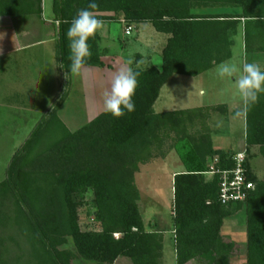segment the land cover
I'll list each match as a JSON object with an SVG mask.
<instances>
[{
	"label": "trees",
	"instance_id": "obj_1",
	"mask_svg": "<svg viewBox=\"0 0 264 264\" xmlns=\"http://www.w3.org/2000/svg\"><path fill=\"white\" fill-rule=\"evenodd\" d=\"M92 2L97 8L89 10L102 21L121 15L127 24L150 23L168 37L159 66L132 65L140 73L135 111L119 119L102 111L70 131L57 114L68 94L63 88L70 85L66 32L77 12ZM205 9L223 12H198ZM52 12L63 83L0 181V264H73L76 259L114 264L120 258L162 264L163 233L145 229L134 175L139 165L171 150L186 169L172 181L175 264H230L239 246L221 229L240 210L246 220L245 264H264V177L250 166L253 147L264 162V93L244 112L245 169L254 189L236 204L220 203L218 176L205 174L213 156L220 167L231 165L232 152L214 147L206 124L210 112L226 115V106L153 109L173 75L195 76L229 59L239 29L245 54L263 55L264 0H52ZM41 14L42 0H0V16ZM99 41L98 32L89 39L92 56L85 67L104 66ZM83 205L97 230L81 229ZM68 238L73 250L63 248Z\"/></svg>",
	"mask_w": 264,
	"mask_h": 264
},
{
	"label": "rangeland",
	"instance_id": "obj_2",
	"mask_svg": "<svg viewBox=\"0 0 264 264\" xmlns=\"http://www.w3.org/2000/svg\"><path fill=\"white\" fill-rule=\"evenodd\" d=\"M48 2L49 0H43L44 19L50 17L51 8ZM198 12L217 13L223 12V10L205 9ZM233 12L236 11L233 10ZM120 19H123V17L117 15L116 19L104 22L103 28L99 30L100 33H103L104 26L109 29L111 39L108 43L109 52L120 59L119 67L131 61V67L135 63V67L145 68L149 65L147 59L150 55L154 60L153 63L159 65L161 63V49L168 35L157 32L150 23H140L131 24L132 31L127 36L124 34L125 25L120 22ZM16 22H19L16 27L18 33L24 34L23 38L21 37L22 43L31 44L41 41V39L45 40L46 43L36 44L29 49L10 54L11 57L16 58L15 60H21V63L19 61L13 62L10 63L9 69H6V71L1 72L0 70V181L5 178L6 168L11 156L24 142L41 116L47 114L48 107L53 106V102L58 97L57 92L62 86L56 53L57 44L48 40L50 38H47V29L41 26L40 18L37 16H19ZM233 42L231 57L224 62L239 68L245 62L250 63V58H252L261 67L264 66V54L252 55L251 57L245 54L240 29L234 36ZM139 54H141V57L136 58ZM218 65H215L213 69L210 68L211 70L202 79L173 75L162 86L159 99L155 101L153 106L154 111L157 113L168 111L173 106L176 108H192L214 101L226 100L233 92V95L238 93L235 87V77L220 78L216 72ZM108 74L104 78L110 75ZM91 79L93 78L87 75L81 81H78L83 84V89L88 94L87 97H93L96 90L99 93L103 91L102 85H96V82ZM202 81L208 84L206 86L209 87L210 94L201 95L196 90V87L201 85ZM16 83L19 85L17 89H15L16 86H13ZM63 89L68 90V94L60 105L57 114L70 131H75L102 112L100 103L97 106H87L84 110L79 109V93L78 91L76 93L75 90L79 89L80 91V84L79 86L76 84V89L75 87L71 89V84ZM204 89L206 90L205 87ZM15 90H21L24 95H14L12 92H15ZM223 116L218 112H210L206 121L213 128L212 131L210 130L213 145L225 150L236 149L234 142L238 140L239 134L242 137L243 129L238 125L234 129V134H230ZM256 152L257 150L252 149L251 168L258 178H263V158ZM185 170L176 152L171 150L164 157H157L146 164L139 165V171L134 175L135 184L139 191V208L145 228L164 233L162 264H175L172 226V181L175 173L184 172ZM86 198L90 200L91 196L88 195ZM89 213L90 209L87 205L79 208V225L82 230H97L98 227L94 225L91 216L88 215ZM245 224L244 210H240L224 220L221 234L235 241L240 250L239 255L233 257L230 264H245ZM115 236L117 237L118 234ZM73 247L72 240L68 238V242L63 248L73 250ZM73 264L94 263L76 259ZM114 264L132 263L129 259L120 258Z\"/></svg>",
	"mask_w": 264,
	"mask_h": 264
},
{
	"label": "clouds",
	"instance_id": "obj_3",
	"mask_svg": "<svg viewBox=\"0 0 264 264\" xmlns=\"http://www.w3.org/2000/svg\"><path fill=\"white\" fill-rule=\"evenodd\" d=\"M97 4L92 2L87 8L81 9L71 20L66 32L68 40L70 74L81 76L85 71V64L91 58L92 52L88 43L95 38L97 32L103 28V21L89 9H96ZM3 35L0 36L2 39ZM2 51V49H0ZM131 61L118 67L103 83V91L99 101L102 111L114 118L123 117L126 112L135 111L133 96L138 86L140 73L131 66ZM217 75L220 78L235 77V87L243 104V112L249 111L258 102L259 95L264 93V70L257 63L245 62L237 67L228 62L217 66ZM69 73H66V76ZM86 102L95 105V97L87 98ZM240 115V112H237Z\"/></svg>",
	"mask_w": 264,
	"mask_h": 264
},
{
	"label": "crops",
	"instance_id": "obj_4",
	"mask_svg": "<svg viewBox=\"0 0 264 264\" xmlns=\"http://www.w3.org/2000/svg\"><path fill=\"white\" fill-rule=\"evenodd\" d=\"M48 5L51 8L50 13H49V16H50L49 19H44V17H43V11H44L43 10L44 9L43 8L44 7L43 6V0H42V14H41V16H38V15H21V16H23V17H25V16H27V17H30V16L39 17L41 22H42L41 26L47 29V36H48L47 38H50L48 40H51L53 42H57V22L54 21V19H53L54 16H53V12H52V0H49ZM17 17H19V16H0V36L3 35L2 39H0V49H2V51H0V70H1V72L6 71V69H9L10 63H13V62L16 63L18 61H19V63H21V60H15L16 58L11 57L10 54H12L14 52H18V51L29 49L32 46L36 45V44H41V43L44 44V43H46V41L42 40V39H41V41H38V42H35V43H31V44L22 43L21 42V37L24 34H19L18 31H17L16 27L19 24V22H16L17 21ZM103 22H106V21H103ZM41 26H39V27H41ZM26 32H25V34H26ZM22 33H24V32H22ZM98 34L100 36L99 48H100V50H102L104 52L102 57H101V60L103 61L104 66L103 67H85V71H84V73L81 76H73V75L70 74L71 89H74V87L76 89V84H77V86H79V84H80V91H79V89L75 90L76 93H77V91L79 93V104H80L79 109L80 110L86 109L87 106H93V104H90V103L86 102L87 98H89V97H87L88 94L86 93V90L83 89V84L81 82L79 83L78 81H81L82 78H84L87 75H89V76H91V78H93L91 80L96 82L95 83L96 85L100 86V84H101L102 87H103V83L107 79V78H104L105 76H107L106 74H108V73L110 74L111 72H114L117 69V67H119V65L121 63L120 59H118L117 56H114V55H112L109 52V44L108 43L110 42L111 39L109 37V29L107 28V26H104L103 33H100L98 31ZM163 47H162V49H163ZM162 49H161V51H162ZM140 55L141 54H139V56ZM148 58L149 59H147L148 60L147 62L149 63V65L146 66V67H149L151 65H155V66H159L160 65V64L158 65V64H154L153 63L154 60H152V55H150ZM250 60H251L250 63H256L255 60H253L252 58H250ZM157 62H158V60H157ZM211 69H213V67ZM211 69H209V70H207V71H205V72H203L201 74H198V75H195V76H189V77L195 78V79H197V77H198V78L202 79V77L205 76L206 73H208ZM261 69L264 70V66H262ZM59 73H60V79H61V85H62L63 78H62V74H61L60 70H59ZM184 76H187V75H184ZM75 82H76V84H75ZM206 85H208V84H205L202 81V84L198 85V87H196V90H198V93H200L201 95H206L207 93L210 94V92H209L210 90L208 89L209 87L207 88ZM13 86L14 87L16 86L15 89H17L19 85L16 83ZM204 87L206 88V90L205 89L203 90ZM60 90H61V87L58 90L57 94H59ZM12 93H14V95H17V96L24 95L21 92V90L20 91L15 90V92H12ZM233 93H232V95H229V97L226 100L214 101L212 103L210 102L208 104H202V105H198V106L192 107V108H196V107H203V106H207V105H209V106L225 105L226 106L227 114L224 115L223 118L225 120L224 121L225 125H227L228 132L230 134H234V129L238 125H239V127H242V129H243L242 137L239 134L238 140L236 142H234V146L236 147V149H230V151L232 153L236 152V151H240V150L246 149V145H245V116H244V112L242 111L243 104H242V101H241L238 93H235L234 95H233ZM101 95H102V93L101 92L99 93L96 90V92H95L93 97H95V100L97 101V103L94 106L98 105V103H99V101L101 99ZM159 96H160V93H159ZM157 99H159V97ZM238 104H240V105L237 107ZM49 109H50V107H48V110ZM59 109H60V107H59ZM180 109H190V108H176L175 106H173L172 109L168 110V111L180 110ZM163 112H165V111H163ZM237 112H240V115H237ZM206 124H207V127L209 128V131L210 130L212 131L213 128L210 126L209 122H206ZM252 149L256 150L255 147H253ZM250 160H251V158H250ZM250 166H251V164H250ZM206 176H208V175H206ZM144 227H145V224H144ZM146 230L155 231V230H149V229H146ZM163 247H164V233H163ZM163 255H164V253H163ZM174 257H175V249H174Z\"/></svg>",
	"mask_w": 264,
	"mask_h": 264
},
{
	"label": "built area",
	"instance_id": "obj_5",
	"mask_svg": "<svg viewBox=\"0 0 264 264\" xmlns=\"http://www.w3.org/2000/svg\"><path fill=\"white\" fill-rule=\"evenodd\" d=\"M125 25L124 34L130 35L132 25L127 24L124 19H120ZM231 165L219 166V158L213 156L208 162V170L205 172L208 176H218V200L222 204H236L243 202L249 193L254 189V183L248 179L245 162L246 149L233 152L230 156Z\"/></svg>",
	"mask_w": 264,
	"mask_h": 264
}]
</instances>
